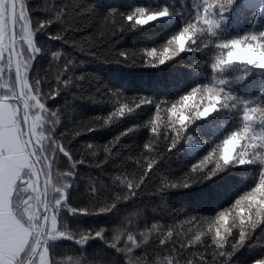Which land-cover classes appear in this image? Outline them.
I'll use <instances>...</instances> for the list:
<instances>
[{
  "label": "trees",
  "instance_id": "16d2710c",
  "mask_svg": "<svg viewBox=\"0 0 264 264\" xmlns=\"http://www.w3.org/2000/svg\"><path fill=\"white\" fill-rule=\"evenodd\" d=\"M26 4L33 28L37 22L47 23L34 32L39 52L29 79L41 81L42 102L59 113L56 142L69 151L76 165L65 202L91 213L63 209L61 230L77 240L89 233L94 237L95 231L103 229V239L90 237L83 247L63 238L50 241L54 258L60 264L81 255L109 257L114 264H167L175 257L177 264H201L203 256L204 264H215L213 253L235 243L231 234L238 238L242 230L240 211H247V202L237 206L236 201L255 185L261 165L225 167L220 159L224 137L243 126L238 109L221 108L196 119L179 136V125L168 109L198 84H214L222 78L227 81L223 87L235 95L251 99L264 94V72L255 71L238 81L244 65L224 73H213L210 67L223 52L218 47L223 40L264 31V0H235L216 35L198 33L196 44L189 42L188 49L163 64L159 58L164 49L175 47L169 43L171 37L188 21L195 22L203 0H26ZM165 7L168 16L146 25L126 19L135 17L137 8L156 12ZM153 48L155 57L148 55ZM53 52L59 55L54 58ZM13 79L2 75L0 95L14 86ZM145 99L152 102L143 103ZM106 119L108 124L103 123ZM253 127L259 130L260 125ZM173 139L178 141L174 149ZM209 153L212 156L205 160ZM260 156L264 157V149ZM52 170L54 175L68 172V157L59 154ZM52 183L60 187L64 181ZM52 183L49 197L54 194ZM90 186L98 193L93 195ZM253 220L257 225L244 244L230 257H216V261L253 264L264 257V223L255 215Z\"/></svg>",
  "mask_w": 264,
  "mask_h": 264
},
{
  "label": "snow or ice",
  "instance_id": "6c2138e0",
  "mask_svg": "<svg viewBox=\"0 0 264 264\" xmlns=\"http://www.w3.org/2000/svg\"><path fill=\"white\" fill-rule=\"evenodd\" d=\"M234 3L235 0H203L202 11H198L195 22L188 21L171 37L169 43L175 47L164 49L159 64L171 59L173 54L179 55L188 49L189 42L196 44L198 33L207 31L213 36L216 35L217 29L225 22V12L230 10ZM111 12L115 13L116 9H112ZM168 15L167 7L156 12L137 8L135 17L128 15L126 19L135 20V25H146ZM37 25L35 28L32 27L26 0H0V34H3V45L0 46V75L7 73L16 81L13 87L7 89L6 94L0 95V264H60L52 255L50 241L63 238L83 247L91 237L89 233L73 240L71 234L61 230L64 226L63 209L70 213L78 212L85 215L91 213L83 209L78 211L65 202L66 190L70 186V178L75 173L76 165L72 163L73 158L69 151L56 142L54 132L55 126L59 123V113L46 109L45 103L42 102L44 97L40 95L41 81L30 82L29 79L32 61L39 52L34 44L33 35L34 32L46 28L47 23L37 22ZM218 47L223 52L210 65L213 73H224L226 69L242 64L245 66L244 72L237 79L244 81L255 71L264 72V31L225 39ZM58 55L56 52L52 53L54 58ZM120 55L123 57L125 54ZM148 55L155 57L156 49H151ZM226 83L227 81L222 78L214 84H198L182 95L177 103H172L168 109L169 114L175 118L174 122L179 125L177 136L196 119L207 118L221 108L238 109L243 126L224 137L220 145V159L223 160L225 167L234 163L261 165L255 185L236 201L237 206L242 200L247 202V211L244 209L240 211L239 226L242 230L239 231L238 238L236 233L231 234V239L235 243H230L222 250L217 248L213 253L215 264H225V260L216 261V257H230L251 235V229L257 225L253 215L260 223H264V157L260 156V151L264 149V94L251 99L245 98L226 90L223 87ZM151 102V99L143 101ZM156 107L159 110L160 105L157 104ZM131 111L129 108V112ZM119 114L121 116L125 114L122 108ZM103 123L108 124L109 121L106 119ZM150 123L153 125L152 131L155 132L154 122ZM254 124L260 125L259 130L253 127ZM46 131L50 134L46 135ZM187 139L189 142L192 140L190 136ZM45 141H48L47 145ZM177 143L176 139L171 141L172 149ZM144 147L150 148L151 145L145 144ZM49 149L55 155H49ZM105 151L109 149L106 147ZM59 154L68 157L70 170L54 175L52 166ZM248 154H251L252 158L246 159ZM211 156L212 153H209L204 159L208 160ZM154 163V160L150 161L147 167L152 168ZM41 172L45 176L43 191H40ZM61 180L64 183L60 187L52 183ZM50 183L54 194L48 197ZM98 191V188L90 186L93 195ZM22 196L27 198L22 199ZM41 204L42 212L39 211ZM224 220L226 222V217ZM102 232L103 229L95 231V236L91 238L103 239ZM216 235L220 237V228H217ZM131 239L130 236L129 240ZM223 239L227 242L228 236H224ZM160 243L162 246L165 245L163 240ZM108 246L123 251L117 249L115 244ZM204 259L203 256L200 257L201 264H204ZM67 264H114V261L109 257L89 258L81 255L69 258ZM167 264H177V259L173 257ZM253 264H264V257L253 261Z\"/></svg>",
  "mask_w": 264,
  "mask_h": 264
},
{
  "label": "water",
  "instance_id": "95a60500",
  "mask_svg": "<svg viewBox=\"0 0 264 264\" xmlns=\"http://www.w3.org/2000/svg\"><path fill=\"white\" fill-rule=\"evenodd\" d=\"M38 167H39V165H38ZM40 177H41V180H42V187H43V181L45 179V176H44L43 172L40 173ZM48 197H49V188H48ZM42 211H43V206H42Z\"/></svg>",
  "mask_w": 264,
  "mask_h": 264
},
{
  "label": "crops",
  "instance_id": "0c3cea01",
  "mask_svg": "<svg viewBox=\"0 0 264 264\" xmlns=\"http://www.w3.org/2000/svg\"><path fill=\"white\" fill-rule=\"evenodd\" d=\"M3 45V34H0V46ZM2 77V75H0V78Z\"/></svg>",
  "mask_w": 264,
  "mask_h": 264
},
{
  "label": "rangeland",
  "instance_id": "374dc122",
  "mask_svg": "<svg viewBox=\"0 0 264 264\" xmlns=\"http://www.w3.org/2000/svg\"><path fill=\"white\" fill-rule=\"evenodd\" d=\"M35 38H34V35H33V40H34Z\"/></svg>",
  "mask_w": 264,
  "mask_h": 264
}]
</instances>
